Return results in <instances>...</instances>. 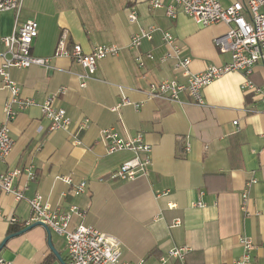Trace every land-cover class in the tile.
<instances>
[{
	"label": "crops",
	"instance_id": "0c3cea01",
	"mask_svg": "<svg viewBox=\"0 0 264 264\" xmlns=\"http://www.w3.org/2000/svg\"><path fill=\"white\" fill-rule=\"evenodd\" d=\"M220 1L228 7L249 0ZM28 20L38 25L32 54L50 59L52 69L10 70L21 95L37 105L18 111L11 123L15 146L0 163V174L30 170L35 178L24 172L16 180L25 197L21 201L0 193V244L10 228L19 230L12 234L27 228L23 224L32 215L29 200L41 195L53 209L67 213L75 206L83 213L73 216L72 229L87 224L118 238L123 261L130 264H160L161 255L184 246L191 248L186 264H237L244 254L242 236L254 242L252 264H264V103L245 86L250 81L264 87V65H256L249 77L231 72L215 80L203 90L202 106L186 93L180 102L149 99L147 93L165 80L187 81L174 68V57L162 61L172 50L164 33L172 35L181 58L191 60L190 71L200 73L231 61L215 45L228 27H204L184 14L171 20L150 0H24L18 21L14 12H0V53L7 50L4 39ZM151 29L150 40L132 46L135 35ZM65 33L69 50L75 44L87 54L97 45L120 49L98 62L96 79L86 88L78 78L83 69L57 56ZM123 94L140 107L113 112ZM52 96L72 120L67 131H50L43 119L39 105ZM8 98L0 77V124ZM111 127L126 139L140 133L151 145L153 165L147 177L125 182L110 178L132 157L129 152L107 154L100 133ZM64 176L74 183L86 181L88 190L74 195L72 186L59 180ZM252 179L256 183L243 212L241 196ZM12 218L19 222L12 223ZM56 253L68 264L66 239L53 232L49 237L45 227L36 226L9 239L0 256L14 264H62Z\"/></svg>",
	"mask_w": 264,
	"mask_h": 264
},
{
	"label": "built area",
	"instance_id": "2783aa9c",
	"mask_svg": "<svg viewBox=\"0 0 264 264\" xmlns=\"http://www.w3.org/2000/svg\"><path fill=\"white\" fill-rule=\"evenodd\" d=\"M164 1H167L165 4ZM24 0H0V12H14L18 21ZM153 8L165 9L167 17L171 20L177 19L180 14L190 17L201 26L215 24H225L228 29L224 35L215 39V45L219 51L229 54L231 61L221 66H210L200 73L190 71L191 60L181 58L180 52L176 48V42L171 34L164 33L163 40L166 47L172 49L162 61L174 57L176 60L174 68L187 77L185 83L177 80H165L161 84L157 83L150 87L149 99H165L171 102H180V97L186 93L192 102L197 105H204L203 90L215 80L231 72H241L247 77L250 76L254 67L258 64L264 65V0H249L246 3L235 2L225 7L220 0H150ZM135 21L136 13L130 15ZM155 30H149L132 38V46L139 47L143 40L151 39ZM38 37V25L33 20H28L15 28L12 36L4 39L7 50L0 53L2 64L0 66V77L3 87L9 92V98L4 107L5 120L0 124V163L5 162L11 155L15 141L11 136L10 125L15 120L18 111L26 110L37 103L32 99L24 98L21 95L19 84L13 80L10 70L13 68L26 69L32 66H40L46 70L52 69L50 59L35 57L32 54L34 41ZM57 56L71 59L83 69V73L78 75L80 87L86 88L88 83L96 79L99 63L108 56L118 55L120 49L114 45H97L91 53H85L78 44L72 50L68 48V35L65 33L58 43ZM147 58L153 59L152 55ZM142 63V60L139 59ZM251 92L257 94L264 103V87H256L250 81L245 85ZM121 89V88H120ZM122 90V89H121ZM56 96L49 97L43 104L39 105L43 119L49 122V130H69L72 120L67 115L66 110L54 105ZM133 105L137 109L140 107L133 103L123 94L120 104L112 108L113 112H118L121 107ZM235 125L238 122H234ZM85 126L82 124L79 129ZM101 141L106 147L108 155H115L120 152H129L132 157L123 162L118 169L110 173V178L116 181H132L140 177H147L153 165L152 147L145 141L142 134H137L133 138H123L114 128H107L100 133ZM74 142L79 144L77 134L73 135ZM188 148V147H187ZM27 172L31 179L35 178L30 170L12 169L4 174H0V193L12 195L16 201L25 199L24 194L15 187L16 180ZM66 185L72 186L74 195L79 196L88 190L85 181L74 183L72 177L64 176L59 178ZM256 183L255 179L250 180L241 196V209L246 212L249 201L250 188ZM32 215L24 225L26 227L36 222H42L51 232L64 237L67 243L68 264H130L123 261L122 242L107 233H104L93 226L84 224L71 228L73 216H83L75 206L69 212L63 213L59 209H53L43 196L36 195L29 200ZM197 206H205L198 203ZM12 223L19 222L12 218ZM254 242L246 236L240 238V245L244 250L242 258L237 264H252V253L255 249ZM191 248L175 247L170 249L165 255H161L160 264H168L171 260L175 264H186V259ZM0 264H14L0 256ZM136 264H145V260H140Z\"/></svg>",
	"mask_w": 264,
	"mask_h": 264
},
{
	"label": "water",
	"instance_id": "95a60500",
	"mask_svg": "<svg viewBox=\"0 0 264 264\" xmlns=\"http://www.w3.org/2000/svg\"><path fill=\"white\" fill-rule=\"evenodd\" d=\"M36 226H43V227H45L46 229H47V232H48V235H49V237H51V231H50V229L47 227V225H45L44 223H42V222H36V223H34L33 225H30V226H28L26 229H24L23 231H21V232H19V233H17V234H12V235H9L7 238H5L4 239V241L0 244V252L2 251V249L5 247V245H6V243H7V241L9 240V239H11L12 237H14V236H17V235H20V234H22L23 232H25V231H27V230H29V229H32V228H34V227H36ZM51 245V244H50ZM54 250V249H53ZM55 252V251H54ZM57 254V253H56ZM57 257L59 258V260L61 261V263L62 264H67V263H65L62 259H61V257L57 254Z\"/></svg>",
	"mask_w": 264,
	"mask_h": 264
},
{
	"label": "trees",
	"instance_id": "16d2710c",
	"mask_svg": "<svg viewBox=\"0 0 264 264\" xmlns=\"http://www.w3.org/2000/svg\"><path fill=\"white\" fill-rule=\"evenodd\" d=\"M23 227H26L24 224H23ZM19 230L16 229L15 227H12L10 228V230L8 231V234L11 235L12 233H15V232H18Z\"/></svg>",
	"mask_w": 264,
	"mask_h": 264
}]
</instances>
